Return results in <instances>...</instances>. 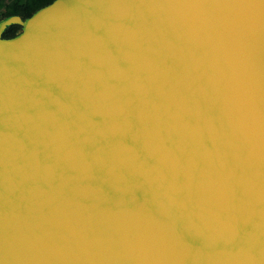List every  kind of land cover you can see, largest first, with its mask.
<instances>
[{
  "label": "water",
  "instance_id": "1",
  "mask_svg": "<svg viewBox=\"0 0 264 264\" xmlns=\"http://www.w3.org/2000/svg\"><path fill=\"white\" fill-rule=\"evenodd\" d=\"M0 264H264V0L1 18Z\"/></svg>",
  "mask_w": 264,
  "mask_h": 264
},
{
  "label": "trees",
  "instance_id": "2",
  "mask_svg": "<svg viewBox=\"0 0 264 264\" xmlns=\"http://www.w3.org/2000/svg\"><path fill=\"white\" fill-rule=\"evenodd\" d=\"M53 0H0V19L4 16L18 14L23 17L32 15L39 8ZM20 25H11L4 33V37H12L19 33Z\"/></svg>",
  "mask_w": 264,
  "mask_h": 264
}]
</instances>
